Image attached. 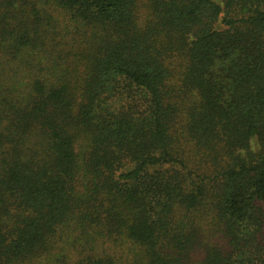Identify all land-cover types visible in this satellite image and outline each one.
Wrapping results in <instances>:
<instances>
[{
  "label": "trees",
  "instance_id": "obj_1",
  "mask_svg": "<svg viewBox=\"0 0 264 264\" xmlns=\"http://www.w3.org/2000/svg\"><path fill=\"white\" fill-rule=\"evenodd\" d=\"M0 264H264V0H0Z\"/></svg>",
  "mask_w": 264,
  "mask_h": 264
}]
</instances>
